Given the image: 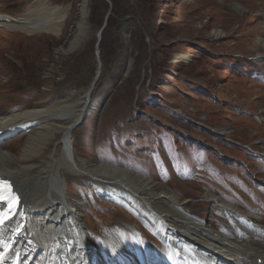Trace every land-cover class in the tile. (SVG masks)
Masks as SVG:
<instances>
[{
  "label": "rangeland",
  "instance_id": "obj_1",
  "mask_svg": "<svg viewBox=\"0 0 264 264\" xmlns=\"http://www.w3.org/2000/svg\"><path fill=\"white\" fill-rule=\"evenodd\" d=\"M34 2L0 0V14L20 17ZM52 2L71 7L63 36L0 28V110L33 108L74 93L82 101L99 67L98 33L110 14L99 46L102 75L91 97L99 108L72 133L75 156L115 167L129 162L132 173L176 191L192 205L191 213L212 214L215 227L227 228L229 221L217 202L214 210L202 207L204 185L264 217V67L254 61L258 53L264 55V0H89L84 41L73 53L62 47L80 2ZM222 130L230 134L223 136ZM15 135L3 141L16 154ZM207 176L223 179H200ZM226 176L247 182L263 201L235 195L230 189L235 182ZM78 181L69 180L74 200L84 197L79 187L91 186ZM87 196L91 207L83 201V219L97 243L98 231L115 233L123 219L132 223L110 200ZM145 230L154 237L148 226ZM129 237L135 254V238ZM144 241L148 256L167 263L159 255L168 250L164 242L156 247ZM97 249L104 253L100 244ZM119 253L129 264L135 261Z\"/></svg>",
  "mask_w": 264,
  "mask_h": 264
},
{
  "label": "bare ground",
  "instance_id": "obj_2",
  "mask_svg": "<svg viewBox=\"0 0 264 264\" xmlns=\"http://www.w3.org/2000/svg\"><path fill=\"white\" fill-rule=\"evenodd\" d=\"M34 1L33 7L20 17L0 14V28L19 30L28 36L38 33L63 36L71 7L59 6L53 0ZM79 2L73 30L62 47L64 53H73L84 41L89 0ZM4 37L20 41L14 35ZM257 55L255 61L263 65L264 55ZM180 57L186 63L190 61L189 56ZM77 99L74 93L61 100L46 99L33 108L0 110V181L9 184L14 192L19 191L23 199L20 210L15 204L0 202V213L8 217L0 225L3 245L0 255L4 256L0 264H120L119 260L124 263L126 259L119 256V250L133 254L129 235L137 243L146 240L148 246L158 247L159 242H164L168 250L160 249L159 255L168 264H264V217L241 210L230 195H218L216 188L202 186L205 190L202 194L207 198L202 207L212 205L214 210L217 202L221 206L220 214L229 221H224L227 228L215 227L212 214L191 213L192 205L178 197L176 191L132 173L127 168L129 162L122 164L124 167L117 163L115 167L75 156L68 137L70 127L82 113L90 115L99 108L96 101L87 105L86 96L82 101ZM220 133L230 134L225 130ZM10 135H15L12 143L19 148L16 154L4 148L3 140ZM222 175H226L225 171ZM219 177L200 179L217 181ZM226 178L234 180L230 189L235 195L263 201L257 191L255 194L250 191L247 182L238 177ZM76 179L91 186L89 189L78 186L84 197L74 200L70 197V190L74 189L69 180ZM88 193L102 196L113 206L124 209L120 211L132 223L123 219L115 233L98 231L100 242L97 243L83 219L87 216L83 201L91 207ZM110 216L112 213L106 216L109 221ZM249 221L259 226L252 227ZM147 226L155 238L147 233ZM98 244L104 253L100 254ZM5 247L8 251H4ZM135 249L137 252L136 246ZM142 254V250L136 253V264H146ZM27 257H30L28 261Z\"/></svg>",
  "mask_w": 264,
  "mask_h": 264
},
{
  "label": "water",
  "instance_id": "obj_3",
  "mask_svg": "<svg viewBox=\"0 0 264 264\" xmlns=\"http://www.w3.org/2000/svg\"><path fill=\"white\" fill-rule=\"evenodd\" d=\"M109 16L110 14H108V16L106 17V22H105V25L104 27L99 31L98 33V43H97V47H96V54H97V59H98V63H99V67H98V70L96 72V75L94 77V81H93V84L91 85V88L89 89V91L87 92V94L85 95L86 96V99H87V105H89L92 101L91 97L93 95V92H94V89L96 88V85L98 84L99 82V78L101 76V73H102V62H101V59H100V50H99V46L102 42V35H103V32L105 31V29L107 28L108 26V21H109ZM89 116V113H82L81 116L78 118L77 122H75L74 125H72L70 128H71V131L68 135V137H71V134L75 131L76 128L82 126L86 120V118Z\"/></svg>",
  "mask_w": 264,
  "mask_h": 264
},
{
  "label": "snow or ice",
  "instance_id": "obj_4",
  "mask_svg": "<svg viewBox=\"0 0 264 264\" xmlns=\"http://www.w3.org/2000/svg\"><path fill=\"white\" fill-rule=\"evenodd\" d=\"M0 202H4L5 204L14 205L16 202V198L13 194V190L9 184L4 181H0ZM9 213H11L12 209L9 208ZM8 217L4 213H0V225H3ZM0 247H3L2 243H0ZM4 251H8L5 247ZM4 259L3 255H0V261Z\"/></svg>",
  "mask_w": 264,
  "mask_h": 264
}]
</instances>
